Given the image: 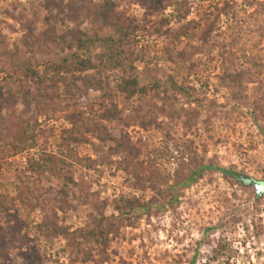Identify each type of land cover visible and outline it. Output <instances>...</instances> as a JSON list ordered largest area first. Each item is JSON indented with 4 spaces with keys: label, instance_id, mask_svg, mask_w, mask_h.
Masks as SVG:
<instances>
[{
    "label": "rangeland",
    "instance_id": "374dc122",
    "mask_svg": "<svg viewBox=\"0 0 264 264\" xmlns=\"http://www.w3.org/2000/svg\"><path fill=\"white\" fill-rule=\"evenodd\" d=\"M225 2L227 14L220 16L212 34L213 47L196 52L191 48L196 41L184 37L172 49L175 59L168 60L164 41L154 32L160 19L172 16L169 27L178 30ZM117 3L122 18L135 26L128 49L137 55L139 78L159 85L158 95L151 91L130 100L117 96L119 119L105 123L112 136L125 131L138 149L128 162L146 181L142 187L114 164L120 158L110 154L113 142L90 135L79 146L61 140V130L69 125L52 108L71 103L61 87L60 100L50 103L39 97L21 65L28 59L47 63L56 52L43 42L48 15L43 0H0V79L9 91L8 99L0 101V264H81L79 251L88 244L78 231L91 228L93 219L118 218L114 207L121 197L138 198L150 210L133 214L131 226H118L109 235V260L102 264H117L114 252L130 264H264V196L255 198L252 186L226 180L215 169L264 182V0ZM56 19L60 32L73 28L58 15ZM89 28L84 20L81 30ZM103 51L100 44L91 46L96 68L74 72L68 79H99ZM33 67L39 73L43 69L35 63ZM109 75L111 80L123 72ZM100 93H87L77 102L79 108L87 109ZM95 119L86 115L84 121ZM140 120L158 127L144 130ZM47 155L64 163L63 173L69 169L72 183L56 178L52 168L38 175L36 164ZM200 162L211 169L183 187L182 177ZM55 197L57 205L51 202ZM45 220L71 234H53L42 225Z\"/></svg>",
    "mask_w": 264,
    "mask_h": 264
},
{
    "label": "trees",
    "instance_id": "16d2710c",
    "mask_svg": "<svg viewBox=\"0 0 264 264\" xmlns=\"http://www.w3.org/2000/svg\"><path fill=\"white\" fill-rule=\"evenodd\" d=\"M42 7L48 13L44 19L46 29L42 37L43 42L52 44L56 52L44 64L39 60L28 59L23 61L21 64L23 76L26 79H31L38 96L42 99H49L50 103L54 102L52 101L53 98L55 100L61 99L58 94L61 87L63 98L71 103L70 107H74L73 109H70L69 106L52 108L55 112H59L62 120L69 125L61 130V140L70 145L79 146L86 143L88 140L87 135H90L101 141L113 142L114 146L110 148V154L117 155L120 158L114 164L118 169L131 174L136 187L145 186L146 181L136 172L130 170L128 162L129 158H135V155L139 154L138 149L125 131L116 132L112 136L105 125V123H113L119 119L117 96L130 100L135 95L145 96L151 91H154L157 95L159 94L158 83H147L139 78L135 66L137 55H134L133 51L128 49L129 37L132 36L135 29L133 21L122 18L118 12L117 0H102L98 3H94L92 0H43ZM227 8L228 3L225 2L221 7L216 8L214 13L206 15L204 19L187 22L178 30H172L169 27L172 16L161 18L160 26L154 32L164 41V51L168 60L173 61L175 59L172 49L174 50L176 43L184 37H187L189 42L196 41L197 45L191 47L196 52L202 53L206 48H212V34L218 26L220 16L227 14ZM57 15L72 23L73 28L67 32H60L57 27ZM84 20L90 23V28L85 31L81 30ZM163 27L165 29H162ZM99 31L103 32L102 36ZM96 44H100L104 49L103 54L98 57L97 64L99 71L102 73H100V78L96 81L88 78L80 80L78 77L68 79V76L74 72L81 75L96 68V65L91 61L90 54L91 46ZM68 62L71 66L64 69ZM33 63L42 66L43 69L40 73L33 67ZM117 70L123 72V76H114V79L110 80L109 72ZM189 70H195L193 62H190ZM3 86L4 82L1 78L0 101H6L9 97V91L5 90ZM95 91H101V93L91 100L86 107L87 109L79 108L77 102L82 100L87 93ZM50 94L51 96H49ZM86 115H93L96 118L95 121L85 122ZM138 125L144 130H149L153 126L158 127L151 120H140ZM12 148L16 151L15 145ZM105 160L107 158H102L100 162H106ZM107 162L110 163V161ZM210 166L200 162L199 165L189 170L182 177L180 184L183 187L191 186L200 178L203 171L211 169ZM65 167L64 163L58 158L47 155L42 162L36 164L35 170L40 176L46 169L52 168L56 178L64 179L66 184L72 183V178L68 176L69 169L66 168V173H63ZM215 169L221 173L224 179L233 180L243 186H252L255 181L224 167ZM17 179L22 182L19 177ZM22 185L30 193L31 188L25 182ZM61 193L65 194L64 191ZM259 196L261 195L255 192V198ZM51 202L57 205L59 199L55 197ZM59 206H61V203ZM114 208L120 214L118 218L100 217L96 220L93 219L91 228L78 231L77 235L88 244L86 249L79 251L81 257L78 261L81 264H102L104 261L109 260L106 254L110 244L109 235L113 232L115 235L118 232V226H131L132 220H136L133 214L149 212L150 205L149 203H143L138 198L126 199L121 197ZM42 225L46 229L51 228L55 235L68 238L71 234L68 228L58 227L53 220H45ZM16 245H19L18 241ZM114 253L119 257L117 264H130L120 253Z\"/></svg>",
    "mask_w": 264,
    "mask_h": 264
},
{
    "label": "water",
    "instance_id": "95a60500",
    "mask_svg": "<svg viewBox=\"0 0 264 264\" xmlns=\"http://www.w3.org/2000/svg\"><path fill=\"white\" fill-rule=\"evenodd\" d=\"M252 187L254 188V190L257 194L264 196V182L254 181L252 183Z\"/></svg>",
    "mask_w": 264,
    "mask_h": 264
}]
</instances>
